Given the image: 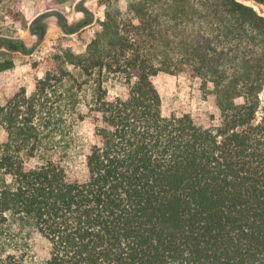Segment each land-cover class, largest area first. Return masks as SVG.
<instances>
[{
	"label": "trees",
	"instance_id": "16d2710c",
	"mask_svg": "<svg viewBox=\"0 0 264 264\" xmlns=\"http://www.w3.org/2000/svg\"><path fill=\"white\" fill-rule=\"evenodd\" d=\"M105 4L82 51L56 48L34 92L0 102V264H264V16L239 0ZM159 73L199 79L220 124L165 116ZM111 80L126 93L110 98ZM88 118L81 181L56 156Z\"/></svg>",
	"mask_w": 264,
	"mask_h": 264
},
{
	"label": "rangeland",
	"instance_id": "374dc122",
	"mask_svg": "<svg viewBox=\"0 0 264 264\" xmlns=\"http://www.w3.org/2000/svg\"><path fill=\"white\" fill-rule=\"evenodd\" d=\"M128 0H123L126 4ZM254 7L264 16V6L253 0H239ZM106 0H0V61L9 68L0 72V102L14 95L20 88L34 92L38 80L46 77L49 59L56 48L82 51L90 37L101 30L105 20ZM89 12L93 23L80 29ZM60 15L66 24H62ZM80 26V28H79ZM72 29H79L76 33ZM153 82L161 94L163 114H191L205 123L220 124L221 114L216 104L204 97L199 79L159 73ZM110 98L125 94L121 81L107 83ZM82 112L86 108L80 107ZM75 148L71 156L57 160L65 163L70 178L85 181L88 176L86 154L94 137V125L88 118L74 125ZM7 132L0 125V141ZM35 260L44 258V242L34 235ZM33 263L32 260L27 264Z\"/></svg>",
	"mask_w": 264,
	"mask_h": 264
},
{
	"label": "water",
	"instance_id": "95a60500",
	"mask_svg": "<svg viewBox=\"0 0 264 264\" xmlns=\"http://www.w3.org/2000/svg\"><path fill=\"white\" fill-rule=\"evenodd\" d=\"M60 18H61L62 24H66V22L64 21V17L62 15H60Z\"/></svg>",
	"mask_w": 264,
	"mask_h": 264
}]
</instances>
